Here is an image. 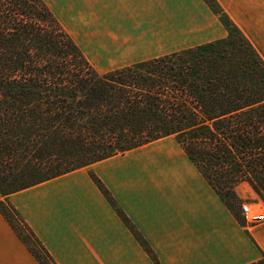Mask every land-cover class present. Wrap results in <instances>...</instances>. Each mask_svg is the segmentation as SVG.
Wrapping results in <instances>:
<instances>
[{
    "label": "trees",
    "instance_id": "trees-1",
    "mask_svg": "<svg viewBox=\"0 0 264 264\" xmlns=\"http://www.w3.org/2000/svg\"><path fill=\"white\" fill-rule=\"evenodd\" d=\"M204 1L224 39L101 74L43 0H0V214L40 264L56 262L9 197L161 139L176 140L240 224L238 187L264 203V60Z\"/></svg>",
    "mask_w": 264,
    "mask_h": 264
},
{
    "label": "crops",
    "instance_id": "crops-1",
    "mask_svg": "<svg viewBox=\"0 0 264 264\" xmlns=\"http://www.w3.org/2000/svg\"><path fill=\"white\" fill-rule=\"evenodd\" d=\"M216 1L264 60V0ZM63 9L80 17L95 15L94 26L86 32L94 30L97 38L90 42L104 50L115 43L112 30L140 29L147 17L148 26L158 27L165 36L172 25L180 28L177 22L183 15L196 25L215 15L204 0H63ZM129 17L132 23H127ZM221 29L217 39L168 54L224 39L228 34ZM208 32L215 35L212 27ZM92 175L152 249L158 264H264V221L240 224L173 137L9 197L56 264H156ZM261 211L264 214V207ZM0 264H40L1 214Z\"/></svg>",
    "mask_w": 264,
    "mask_h": 264
},
{
    "label": "rangeland",
    "instance_id": "rangeland-1",
    "mask_svg": "<svg viewBox=\"0 0 264 264\" xmlns=\"http://www.w3.org/2000/svg\"><path fill=\"white\" fill-rule=\"evenodd\" d=\"M49 10L62 24L66 32L72 37L75 43L81 48L85 57L100 73L115 70L128 64L168 54L173 51L195 45L200 42H205L211 38H219L218 31L223 24L221 16L212 15V21H198L197 25L193 23L188 15H183L181 20H178L180 28H175V24L167 30L165 36H161L158 27L151 28L150 19L147 17L144 21V27L138 29L135 27H127L119 32V29L112 30V36L115 38V43L108 50L102 49L97 43L94 45L97 35L92 30L91 34L86 32L88 27L95 24V15H70L64 12L63 0H43ZM174 18V16H173ZM131 18L127 19V23H132ZM196 25V26H194ZM223 26V27H222ZM208 27L214 28V36H209ZM225 28V27H224ZM122 40V42H120ZM124 41V42H123ZM175 145V142H172ZM237 195L241 204L235 205V210L238 215L247 222V219L242 214V205H249L251 209L250 216H264L261 209L264 203L260 197L247 184H243L237 188ZM254 203H261V206H252ZM15 222V219H13ZM264 221V219L262 220ZM261 222V221H259ZM28 244L38 250L36 244L23 233Z\"/></svg>",
    "mask_w": 264,
    "mask_h": 264
},
{
    "label": "built area",
    "instance_id": "built-area-1",
    "mask_svg": "<svg viewBox=\"0 0 264 264\" xmlns=\"http://www.w3.org/2000/svg\"><path fill=\"white\" fill-rule=\"evenodd\" d=\"M242 214L243 216L248 220H251L252 222H259L263 220L262 216H250L251 215V209L249 208V205H242Z\"/></svg>",
    "mask_w": 264,
    "mask_h": 264
}]
</instances>
